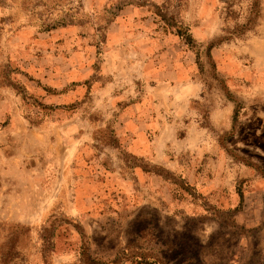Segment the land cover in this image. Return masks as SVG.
<instances>
[{"label":"rangeland","instance_id":"1","mask_svg":"<svg viewBox=\"0 0 264 264\" xmlns=\"http://www.w3.org/2000/svg\"><path fill=\"white\" fill-rule=\"evenodd\" d=\"M249 3L0 0V264H264Z\"/></svg>","mask_w":264,"mask_h":264},{"label":"trees","instance_id":"2","mask_svg":"<svg viewBox=\"0 0 264 264\" xmlns=\"http://www.w3.org/2000/svg\"><path fill=\"white\" fill-rule=\"evenodd\" d=\"M225 3L227 4L225 6L226 8V15L228 16H231L232 14H235L236 13V10L233 9V4L235 2V0H224ZM260 5V0H250V3H249V13H250V18H249V21L248 23L246 24H243V28H246L248 27L249 25H251V21H254L256 15H258L259 13V7ZM181 27L180 26H176V30H177V33L178 34H181L182 32V29H180ZM187 39L189 40V37H187Z\"/></svg>","mask_w":264,"mask_h":264}]
</instances>
